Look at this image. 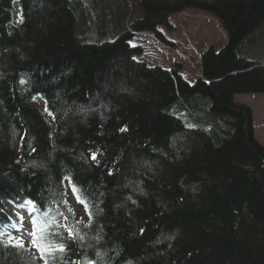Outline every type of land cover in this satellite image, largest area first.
<instances>
[{"label":"trees","instance_id":"1","mask_svg":"<svg viewBox=\"0 0 264 264\" xmlns=\"http://www.w3.org/2000/svg\"><path fill=\"white\" fill-rule=\"evenodd\" d=\"M115 8L0 0V264H45L5 247L19 239L11 209L37 237L64 234L49 264H264V145L235 100L264 92V63L243 54L264 47V0L140 1L138 32L186 8L217 16L226 43L202 53L195 83L140 61Z\"/></svg>","mask_w":264,"mask_h":264},{"label":"rangeland","instance_id":"2","mask_svg":"<svg viewBox=\"0 0 264 264\" xmlns=\"http://www.w3.org/2000/svg\"><path fill=\"white\" fill-rule=\"evenodd\" d=\"M104 4L126 10L127 17L120 28L133 33L131 44L140 46L141 52L137 56L149 66H161L163 68H177L183 77L190 83H195L200 77L201 55L207 49L213 48L219 51L226 43V33L220 26V22L212 13L204 12L196 8H186L181 12L170 15L168 24L159 25L155 31L138 32L133 27L132 21L140 17L139 4L141 0H128L129 7L125 9L126 0H101ZM137 2V4L135 3ZM134 11V12H133ZM118 11H116L117 13ZM119 28V29H120ZM118 35V31H115ZM244 56L252 60L264 63V47L256 46L244 51ZM235 100L251 107L254 116L255 137L264 145V92L237 93ZM70 202L76 214L82 219L86 218V212L82 205L75 199L69 190ZM24 233L21 239L38 256L41 255L32 245L33 232L29 216L22 213Z\"/></svg>","mask_w":264,"mask_h":264},{"label":"snow or ice","instance_id":"3","mask_svg":"<svg viewBox=\"0 0 264 264\" xmlns=\"http://www.w3.org/2000/svg\"><path fill=\"white\" fill-rule=\"evenodd\" d=\"M20 83L24 84L25 81L21 80ZM121 131H126V129H121ZM22 139H23V137H22ZM31 151L34 152L35 148H31ZM97 155H98L97 152H92L90 155L91 160L96 161ZM109 174H111V173H109ZM65 179L70 181L69 177H65ZM72 191L74 194L77 195L78 202L85 203V201L80 197V195L77 191V188L75 186V183H73ZM25 203L32 204L33 202L32 201H26ZM65 203H66V201H65ZM49 211H50V209H49ZM69 211H71V210L69 209ZM44 215L47 216L48 211H45ZM60 215L63 216L64 214L61 213ZM20 219L22 221L23 217L21 216ZM64 219H67V217L65 216ZM36 223H37V221L35 219H33L32 224L35 225ZM56 225L58 228H61V227L64 228L65 232L67 233V238H66L67 240H73L74 241L77 238L78 230L76 232H74L71 228H68L67 225L59 224V222H56ZM15 226L16 225L13 224V227H15ZM49 226L50 225L45 226V229L42 230L43 234L40 237H37L35 231L29 233L33 237V240L31 242L32 245L35 246L39 251H41V253H42L41 258L44 259L45 264H49V259H51L53 262H55L57 260V257L55 255H53V253H56V252L60 253L61 254L60 259L62 260V256L66 252V247H65L66 241H65L64 234L59 233V232L58 233H48L46 231V228ZM0 234H2V233H0ZM48 235L59 236L61 238V242L58 244H54V245L49 244L47 241ZM80 238L82 239V237H80ZM9 246L17 249L18 251H20V250L27 251V249H25V247H24V241L22 239H15V238L9 237V240L5 243V247H9ZM26 264H34V260L30 261V262H26ZM89 264H92V262H89Z\"/></svg>","mask_w":264,"mask_h":264}]
</instances>
